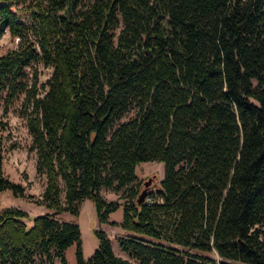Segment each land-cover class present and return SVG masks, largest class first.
Wrapping results in <instances>:
<instances>
[{
  "label": "trees",
  "instance_id": "trees-1",
  "mask_svg": "<svg viewBox=\"0 0 264 264\" xmlns=\"http://www.w3.org/2000/svg\"><path fill=\"white\" fill-rule=\"evenodd\" d=\"M0 1V37L18 39L0 53L3 114L21 99L46 178L36 199L5 174L0 120V190L53 210L31 227L25 211L0 210V264H68L72 245L76 264H133L103 230L84 258L80 226L57 215L86 199L129 233L119 246L139 264L215 263L192 250L264 264V0ZM40 66L52 70L44 83ZM148 161L164 177L138 203Z\"/></svg>",
  "mask_w": 264,
  "mask_h": 264
},
{
  "label": "rangeland",
  "instance_id": "rangeland-1",
  "mask_svg": "<svg viewBox=\"0 0 264 264\" xmlns=\"http://www.w3.org/2000/svg\"><path fill=\"white\" fill-rule=\"evenodd\" d=\"M3 2L0 1V4ZM12 9L17 12L20 21L23 23H30L29 14L24 10L23 3L13 5ZM18 42L17 38H13L8 29H5L4 34L0 37V53L4 54L8 50L16 47ZM40 83H44L51 73V68L40 66ZM3 96L0 95V120L6 123V141L4 142V172L10 179L23 183L27 186V193L32 194L35 198H40L46 185L45 176L37 175L36 173V152L30 150L31 136L28 131L26 120L21 116V99L16 101L9 107L6 114H3ZM138 182L142 184V190H154L158 188L160 181L164 177V164L158 161L141 162L136 167ZM148 183V184H147ZM147 184V186H146ZM102 194L108 200H119L120 193L111 189L104 188ZM122 201V200H120ZM13 206L25 211L28 218L25 219L28 227L33 224V218L38 215L53 214V210L35 202L33 199L25 197H17L10 190H0V210L4 207ZM58 218L68 222L78 224L81 229V239L83 245V255L88 259L98 248L99 240L96 235V230L106 231L112 240L113 249L117 254L124 255L133 264H139L137 261L130 259L129 256L123 252L119 246V238L124 236V231L119 226H112L99 222L96 210L92 200L86 199L83 204L79 215L69 213L58 214ZM123 218L122 208L113 212L110 216V221L120 223ZM162 243H165L161 241ZM167 244V243H166ZM179 249L181 246L173 244ZM76 246L72 245L67 250L68 264H76L75 259ZM192 252L199 253L204 257L219 260V256L214 252H200L192 250ZM208 262V264H215ZM36 264H48L45 261L37 259ZM53 264H60L58 260H54Z\"/></svg>",
  "mask_w": 264,
  "mask_h": 264
},
{
  "label": "water",
  "instance_id": "water-1",
  "mask_svg": "<svg viewBox=\"0 0 264 264\" xmlns=\"http://www.w3.org/2000/svg\"><path fill=\"white\" fill-rule=\"evenodd\" d=\"M147 184H146V186H147ZM147 193H148V190L146 188H144L141 191V193L139 194L138 199H137V202L138 203H143L145 201L146 197H147Z\"/></svg>",
  "mask_w": 264,
  "mask_h": 264
},
{
  "label": "crops",
  "instance_id": "crops-1",
  "mask_svg": "<svg viewBox=\"0 0 264 264\" xmlns=\"http://www.w3.org/2000/svg\"><path fill=\"white\" fill-rule=\"evenodd\" d=\"M124 235H129V233H127V232L125 233V232H124ZM115 253H116V252H115ZM116 254H117V253H116ZM117 255H119V256H121V257H123V258H126L124 255H120V254H117ZM126 259H127V258H126Z\"/></svg>",
  "mask_w": 264,
  "mask_h": 264
},
{
  "label": "built area",
  "instance_id": "built-area-1",
  "mask_svg": "<svg viewBox=\"0 0 264 264\" xmlns=\"http://www.w3.org/2000/svg\"><path fill=\"white\" fill-rule=\"evenodd\" d=\"M147 201H148V202H151V200H150L149 198L147 199Z\"/></svg>",
  "mask_w": 264,
  "mask_h": 264
}]
</instances>
